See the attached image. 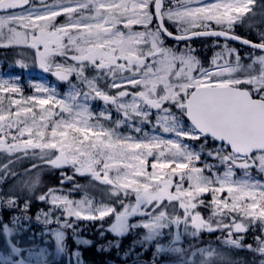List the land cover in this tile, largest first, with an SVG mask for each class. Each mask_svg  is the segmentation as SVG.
I'll return each mask as SVG.
<instances>
[{
    "label": "snow or ice",
    "instance_id": "6c2138e0",
    "mask_svg": "<svg viewBox=\"0 0 264 264\" xmlns=\"http://www.w3.org/2000/svg\"><path fill=\"white\" fill-rule=\"evenodd\" d=\"M237 25L255 30L254 38L237 35ZM198 37L225 43L202 61L189 43ZM169 39L185 48L166 46ZM228 41L250 48V63ZM0 47L30 49L33 65L68 85L58 94L34 83L25 97L19 77L0 78V185L15 179V164L31 155L40 163L25 175L70 168L62 183L87 175L104 189L100 200H74L59 188L37 197L52 206L37 220L52 223L61 213L57 253L77 221L112 218L107 229L101 224L102 237L142 228L139 245L175 253L176 264H248L233 256L237 250L264 264V0H0ZM20 55L16 63L27 68L28 56ZM97 101L103 108L94 111ZM18 184L32 192L40 173L0 187V205L18 206ZM201 208L210 210L207 219ZM173 226L172 239L161 243ZM204 231L221 232L218 247L178 246L182 236ZM13 233L0 224V264H50L47 249L26 250Z\"/></svg>",
    "mask_w": 264,
    "mask_h": 264
},
{
    "label": "rangeland",
    "instance_id": "374dc122",
    "mask_svg": "<svg viewBox=\"0 0 264 264\" xmlns=\"http://www.w3.org/2000/svg\"><path fill=\"white\" fill-rule=\"evenodd\" d=\"M59 22H63V18H60ZM135 30H141V29L139 27H136ZM189 43H190L191 47L196 50L194 54L203 61L200 53L202 52L204 54L205 52H207L210 49V48H208L209 44H207V42L206 43H203V42L193 43L191 41ZM216 43L223 45L225 42L213 41V45ZM228 45H229V47L235 48L238 50L240 56L242 57V63H244V64L250 63V61L246 58L247 54L250 51H240L237 47H235L231 43H229ZM166 46L178 47L179 49L185 48L184 43H180L179 45H177L176 42L168 41V40L166 41ZM213 48H214V54L216 52L221 51L220 47H213ZM7 53H9V55L14 54L13 55L14 58L11 62L8 59L9 55H7L6 57L0 56V78L14 79V78L19 77V84L22 88V92H23V95L25 97L34 94V88L31 86L34 83H44L47 86L53 87L56 89L58 94H62V93H65L66 91H68L67 83L58 81L56 77L52 76L49 73H45L42 69H40L39 67L32 64L31 50L30 49L23 48V47H11L7 50ZM21 53H24L25 55L28 56V60L26 62L28 63L29 66L27 68H21L16 63L17 60L21 59V55H20ZM255 54L259 55L260 53H255ZM232 59L234 60V57H232ZM221 63H222V61H221ZM204 66L207 67L208 66L207 63H205ZM16 98H19V96H17ZM102 108H103L102 102L97 101L93 104V110L94 111H99ZM114 118H115V115H114ZM120 130L122 132L126 131L123 127ZM193 147L198 149V145L194 144ZM203 159H205L204 156H202V160ZM149 160L151 162V158H149ZM207 162L218 163L217 161H214L211 159L207 160ZM149 171H151L150 168H149ZM219 171L222 172L223 168H220ZM84 176H87V175H84ZM29 179L30 178H22V181H28ZM87 179H88L87 183L84 184L78 190L69 191V190L73 189L74 185H80L81 186V183H73L69 187H58L59 189L62 190L58 194L69 195L70 198L74 199V200L82 199V198H84L85 195L93 197L95 200L102 199L104 189H102L98 183H96V184L90 183V181H91L90 176ZM10 180L13 184L17 183V178L13 179L11 177ZM78 181H80V179H78ZM21 186H23V184H21ZM185 187H187V184H185ZM17 188L19 189L18 185H17ZM203 198L206 201H209V200H211V195L210 194H204ZM46 204L48 205V208L52 207L50 205V203L46 202ZM200 210L202 212V215L206 219L211 214L209 209L201 208ZM60 215H61V213L59 211H57L55 213V216H53L51 219H53V218L55 219L57 216H60ZM16 219H17V217L13 213L11 216V221H17ZM80 221L95 222V221H87V220H80ZM80 221H77V224L79 226H80ZM138 221H139V217L130 218V222H138ZM34 222H37V221L35 220ZM111 222H112V218H106L105 221L102 222L104 228L107 229ZM225 222H227V221H225ZM37 225H38L37 228L39 230H42L41 231V236H42L41 243H37L35 241L36 236L35 237L33 236L34 245L33 246L31 245L29 248H32L34 250H39L40 248L47 249L48 256L50 259V264H76L77 257L74 255V253H76V252L80 253L82 251L81 247L78 248L79 245H81V246L90 245V244L81 243V241H90V239H88L84 235L79 234L77 232L78 227H76L75 231L66 230V238H69L68 239V243H69L68 245H71L72 248H70V249H72V250H68L69 247L66 245L64 252L57 253L56 248H55L54 232L59 228V225L55 221L52 223H48V224L45 223L44 225H42L41 223H37ZM179 230L182 232L183 231L182 227ZM167 231L168 230H165L166 233H167ZM176 231H177V229L175 228V226H173L172 234L168 235L167 238L161 237L160 242L167 245L168 241L172 239V237L174 236ZM145 232H146V230H144L142 228H138V229H134V230L130 231L129 233L125 234L122 237H117L114 233L105 231L104 235L107 237L105 238L104 244L102 246L106 250H102V251H104V252L112 251V253L117 258L116 262L107 261V264H176V262H175L176 254L175 253L155 254L156 249H155L154 244H147L143 247H141L139 245L138 241L141 240V238L145 234ZM254 234H255V230L248 232L246 234L247 237H245V239L246 240L247 239L252 240V237ZM30 235H31V233H30ZM99 235H101V234H99ZM220 236H221L220 231H216L214 233H208L207 231H204L197 238H193L189 235L187 237V239H185L184 236H182L181 241L179 242L178 246H180L184 249H189V247L192 246L193 251L195 250V248L197 246L200 248H204V247H207L211 244L212 247H218L219 246L218 243H210L209 241L211 240V241L217 242V237H220ZM109 241L112 242L113 246H109ZM49 242H51V243H49ZM117 243L119 244L118 248L114 246ZM246 243H252V242H246ZM76 244H77V247L75 246ZM99 247L101 249V245H99ZM29 248H25V249L27 250ZM130 249H134V250L131 252V254L126 255V253H128ZM122 250H124L125 253H122ZM246 253H247L246 257H249V260L254 259L253 255L251 253H248V252H246ZM154 254H155V256H154ZM242 254H244V252L241 250H237V251L233 252V256L238 258V259L243 258ZM25 255H27L26 251H25ZM244 258H245V256H244ZM80 259H81V257H80ZM82 264H85L84 261H82ZM250 264H251V262H250ZM257 264H258V260H257Z\"/></svg>",
    "mask_w": 264,
    "mask_h": 264
},
{
    "label": "trees",
    "instance_id": "16d2710c",
    "mask_svg": "<svg viewBox=\"0 0 264 264\" xmlns=\"http://www.w3.org/2000/svg\"><path fill=\"white\" fill-rule=\"evenodd\" d=\"M235 33L245 36L249 39H252L255 36V30L250 31L244 25H237L235 28ZM213 41L225 42L224 40H219V39H214V38H198V39H193L191 41L193 43H196V42L206 43L207 42V44H209L208 48L210 49L204 54L202 52L200 53L203 61H209L210 58L214 55ZM229 43L231 42L228 41V44ZM231 44L237 47L240 51H251V49L247 47H243L239 44H235V43H231ZM8 49L9 48L0 47V56L6 57L7 55H9V53H7ZM13 55L14 54H10L8 56V59L11 62L14 58ZM0 160H3V156H0ZM33 163H40V161L32 158L31 155H29L28 157H23L15 164L14 170L19 174L16 177L17 181L22 182V178H34L37 172H39L41 184L37 186L36 189L32 192H28L27 188H25L24 186H21V184H18L19 189L23 188L22 192L19 191L18 189V195H19L18 206L8 207V206L0 205V224H8L9 227H14L13 235L16 241L18 242V245L22 246L23 248H29L31 245L32 246L34 245L33 236L34 237L36 236L35 241L37 243H41V238H42L41 231L42 230H39L37 228L38 226L37 223H41L42 225H44L45 222H44V218L42 215L39 220H37L36 217L42 211L47 212L49 208L45 201H40L37 197L47 192L49 188L69 187L73 183H81V186H83L84 184L87 183V180H88L87 178L89 177V176L76 175L73 177L72 181H65L62 183V180H63L62 173H65L69 176L72 175V169L70 168H64V169L38 168L36 170L28 172L27 175H25L24 174L25 171L28 169H31V166ZM10 179L11 177H8L7 180L2 185H0V187L7 189L9 186H11L13 183L11 182ZM78 179H80V181H78ZM25 201L29 202V207L27 211H25L24 209ZM13 213L16 215L17 217L16 220L18 221V223H16L15 226L13 225L14 221H11V216ZM35 220L37 222H34ZM54 221L55 219L53 218L52 222ZM101 224L102 222L100 221H95V222L80 221V226L77 224V227H78L77 232L81 235L86 236L91 241L90 245H83V246L79 245L78 247V248L81 247L82 249V251L80 252V257H81V260L84 261L85 264H107V261H111V262L117 261V258L112 253V251L104 252L99 247V245L102 246L104 244V240L107 237L105 235H103V237L99 235L101 231ZM245 237H247V235ZM68 239L69 238H66V245L69 247L68 250H72L70 249L72 248L71 245H68L69 244ZM3 242H4V238L0 237V247L3 246ZM209 242L217 243L211 240ZM245 242H252V240L245 239ZM75 246L77 247V244ZM243 252L245 255L242 254L243 258H241V260H246L248 261V264H250L252 260H249V257H246L247 251H243ZM122 253H125V251L122 250Z\"/></svg>",
    "mask_w": 264,
    "mask_h": 264
},
{
    "label": "water",
    "instance_id": "95a60500",
    "mask_svg": "<svg viewBox=\"0 0 264 264\" xmlns=\"http://www.w3.org/2000/svg\"><path fill=\"white\" fill-rule=\"evenodd\" d=\"M217 30H219V29H217ZM237 35H239V34H237ZM241 36V35H240ZM242 37H244V36H242ZM199 38V37H198ZM209 38H215V37H209ZM246 38V37H245ZM218 39H223V38H218ZM224 40V39H223ZM232 42H235V43H238V44H240L239 42H237V41H232ZM240 45H242V44H240ZM244 46V45H243ZM247 47V46H246Z\"/></svg>",
    "mask_w": 264,
    "mask_h": 264
}]
</instances>
